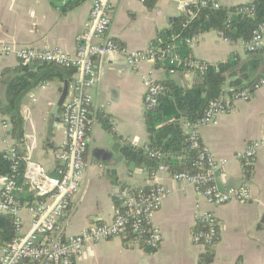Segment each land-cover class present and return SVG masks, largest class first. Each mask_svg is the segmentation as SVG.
Listing matches in <instances>:
<instances>
[{
  "label": "crops",
  "instance_id": "0c3cea01",
  "mask_svg": "<svg viewBox=\"0 0 264 264\" xmlns=\"http://www.w3.org/2000/svg\"><path fill=\"white\" fill-rule=\"evenodd\" d=\"M68 1L0 0V43L15 48H59L74 55L75 38L84 30L90 2L84 0L65 10ZM199 1L202 0H152L141 4L136 0H120L111 11L107 37L128 50H146L159 33L172 29L189 6ZM205 1L223 8L249 2ZM179 4L186 6L180 9ZM193 39L190 56L209 66L224 63L233 54L242 64L250 60L242 43L232 44L215 31ZM18 64L13 59L0 58L1 98L8 79L3 71ZM262 69L263 59L253 74H260ZM93 70L96 82L89 91L90 131L84 156L88 167L79 191L58 223L59 230L64 236H74L93 225L110 223L116 190L160 184L170 189L171 194L152 216L162 238L153 253L145 252L138 244L114 238L86 245L76 264H201L200 257L207 252L212 255L209 264H264V149L258 151L249 168L243 169L239 159L246 146L264 137V86L254 92L252 86L246 90L252 92L248 101L233 102L231 111L219 116L217 125L199 129L202 145L221 164L215 180L218 189L227 191L244 185L251 194L246 203L214 207L207 205L191 186L173 182L167 173H157L152 181L142 169L127 164L119 152L123 145L143 147L148 140L143 121V78L149 76L156 83L169 79L188 89L194 86L188 82V76L169 75L162 67L150 63L132 68L119 55L95 57ZM63 83L57 79L48 81L26 93L19 104L23 139L18 149L23 152L26 165L39 166L51 176L57 167L52 152L64 139L61 108L53 114ZM5 122L7 117L0 114L1 152L15 144L3 128ZM96 149L107 151L109 160L103 163L96 159ZM109 172L114 174V181ZM25 185L24 191L31 192L28 183ZM203 212H211L218 225V241L210 249L191 241L198 227L197 215ZM19 216L24 234L31 227V216L25 210Z\"/></svg>",
  "mask_w": 264,
  "mask_h": 264
},
{
  "label": "built area",
  "instance_id": "2783aa9c",
  "mask_svg": "<svg viewBox=\"0 0 264 264\" xmlns=\"http://www.w3.org/2000/svg\"><path fill=\"white\" fill-rule=\"evenodd\" d=\"M119 1L89 0L88 19L83 32L75 38L74 55H69L59 48H15L0 43V58L13 59L25 65L53 64L74 70L73 79L68 83L69 96L63 102L60 112L64 139L52 152L57 165L55 174L51 176L39 166H25L23 177L35 198L31 205L17 202L14 196L16 184L13 178L0 180V213L14 218L17 233L11 245L0 250V264H76L83 255L86 245L114 238L124 240L127 234L134 236L135 239L125 242L133 243V245H140L139 239L143 238L146 246L157 250L161 243V234L152 223V216L159 211L164 200L171 194V190L160 184L150 185L146 192L140 189L137 194L129 189L116 190L114 195L117 205L113 210V218L108 224L93 225L74 236H64L58 226L71 199L79 191L88 167L84 156L88 143L87 135L90 131L89 113L92 98L89 91L96 82L93 59L100 56L119 55L132 68H137L143 63H150L168 67L169 75L177 73L174 69L177 66H184L187 75L197 76L205 72L209 66L193 57L183 60L174 44L162 47L160 39L155 40L146 50H128L110 40L107 32L111 11ZM136 1L144 4L151 0ZM208 3L213 9L219 8L217 3L205 0L195 4L204 7ZM185 6L186 4L178 5L180 9ZM243 12L249 11L245 9ZM263 40L264 21L253 31L251 39L242 44L246 53L257 51L262 53L264 74ZM185 44L188 47L193 46L194 39L185 40ZM142 85L145 89L143 104L146 110L155 104V96L160 92L161 87L149 76L143 78ZM262 86H264V75L253 85L252 92ZM252 92L243 90L231 97L212 101L200 119L194 123L185 124L189 132V149L198 151V171L195 174L170 175L166 168L161 166L150 179L155 180L159 172L167 173L173 182L191 186L209 206L218 207L231 202H248L251 194L244 185L227 191L218 189L215 180L221 164L202 145L199 129L206 125H217L219 116L229 113L233 102L248 101ZM3 128L7 134L9 130L7 122L3 123ZM260 149H264V137L246 146L239 156L243 169L252 165ZM5 152L9 158L16 156L13 147ZM22 210L31 216V227L24 234L21 232L22 221L19 216ZM196 220L201 229L193 232L192 243L207 249L212 248L218 241V225L215 216L211 212H203L197 215Z\"/></svg>",
  "mask_w": 264,
  "mask_h": 264
},
{
  "label": "trees",
  "instance_id": "16d2710c",
  "mask_svg": "<svg viewBox=\"0 0 264 264\" xmlns=\"http://www.w3.org/2000/svg\"><path fill=\"white\" fill-rule=\"evenodd\" d=\"M83 1L69 0L65 10L74 8ZM245 9L249 12H243ZM263 21L264 0H249L245 5L217 9H213L210 3L204 7L192 4L172 29L159 33L156 40L162 41V47L174 44L184 60L191 57L190 49L185 44L187 39L215 31L232 44L246 43ZM247 55L250 58L247 64H242L237 55L233 54L224 63L215 67L208 66L205 72L197 75L198 84L188 89L179 87L169 79L158 82L161 90L155 96V104L146 109L143 115L147 143L143 147L121 146L119 152L122 159L127 164L142 169L149 178L161 166L165 167L170 175L195 174L198 171V151L189 149V132L185 124L200 119L210 102L249 90L263 77V69L260 74H253L263 59L262 53L257 51ZM160 67L167 73L168 67ZM174 69L177 73L187 75L184 66H177ZM73 73L74 70L69 68L39 63L30 65L19 63L17 67L3 71V76L8 79L4 82L0 114L7 117L9 125L7 135L15 141L13 148L16 156L9 158L5 151H0V180L14 179L16 184L14 196L20 204L31 205L35 200L31 192L24 191L27 186L23 177L26 161L23 152L18 149V144L20 145L23 139V122L19 112L21 98L48 81L57 79L60 82H70ZM109 177L115 180L112 172H109ZM140 189L143 192L148 190L143 187L129 188L134 194ZM115 203L117 205V201ZM196 229L200 230L201 226ZM16 236L14 218L0 213V250L10 246ZM134 239V236L128 234L124 238L125 241ZM139 240L145 252L155 251L144 244L143 238ZM211 261L212 255L208 252L200 257L201 264H209Z\"/></svg>",
  "mask_w": 264,
  "mask_h": 264
},
{
  "label": "water",
  "instance_id": "95a60500",
  "mask_svg": "<svg viewBox=\"0 0 264 264\" xmlns=\"http://www.w3.org/2000/svg\"><path fill=\"white\" fill-rule=\"evenodd\" d=\"M50 1L62 3V2H65L67 0H50ZM187 76H188L187 80L190 84H192V83H194V85L198 84V77L196 75L188 74ZM67 91H68V82L64 81L63 86H62V90H61L60 96L58 98V101L56 103L55 110H54L53 114L56 115L59 112L63 102L65 101ZM94 157L104 163L107 160H109L110 154L107 151L96 149V150H94Z\"/></svg>",
  "mask_w": 264,
  "mask_h": 264
}]
</instances>
